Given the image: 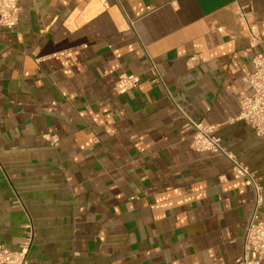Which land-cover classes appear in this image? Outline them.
<instances>
[{"label": "crops", "instance_id": "1", "mask_svg": "<svg viewBox=\"0 0 264 264\" xmlns=\"http://www.w3.org/2000/svg\"><path fill=\"white\" fill-rule=\"evenodd\" d=\"M247 19L264 38V0H23L0 26V245L31 225L28 264H241L255 192L188 118L264 213V137L235 118ZM123 72L140 82L117 93Z\"/></svg>", "mask_w": 264, "mask_h": 264}, {"label": "built area", "instance_id": "2", "mask_svg": "<svg viewBox=\"0 0 264 264\" xmlns=\"http://www.w3.org/2000/svg\"><path fill=\"white\" fill-rule=\"evenodd\" d=\"M23 0H0V26L13 29L19 22L21 2ZM250 46L262 47L252 57L253 71L245 77L247 92L240 100V109L235 117L251 125L256 133L264 137V38L255 20L247 19ZM140 82V76L123 72L115 81L114 89L117 93H125L135 88ZM188 118V117H187ZM195 129L192 147L198 151L221 153L230 161L232 169L255 192L253 211L248 219L243 239L241 264H261L264 260V213L259 212L263 205L262 186L256 173L241 162L237 156L228 151L216 134L218 125L195 121L188 118ZM49 139L56 143L54 136ZM25 240L17 248L0 245V264H28L29 252L33 240L31 225H27Z\"/></svg>", "mask_w": 264, "mask_h": 264}]
</instances>
